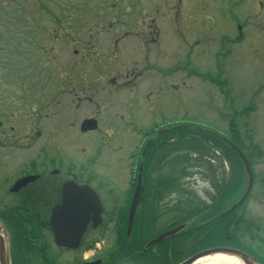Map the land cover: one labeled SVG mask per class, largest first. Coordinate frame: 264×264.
<instances>
[{"label":"rangeland","instance_id":"1","mask_svg":"<svg viewBox=\"0 0 264 264\" xmlns=\"http://www.w3.org/2000/svg\"><path fill=\"white\" fill-rule=\"evenodd\" d=\"M161 1L165 3L164 6L160 5ZM171 1L173 0H159L152 5L149 4V0H126L124 3H114V8L119 7L124 11H121L119 18L112 13L113 8H107V2L112 5V0H0V134L3 132V137L0 136L1 206L11 197L5 191L1 195V188L4 186L7 190V186L13 180L10 176L13 164L19 161L27 163L28 158L37 155L39 147L43 146L46 151V146L40 143L41 135L35 132L37 122L43 116L42 112L50 103L59 100L61 104L69 98L63 100L60 91L44 97L42 89L46 87V82L53 81L58 84L70 82L73 72H69L67 65H82L89 71L91 66L105 62V67L110 53L104 51L103 47L107 44L106 35L111 34L107 31V22L110 19L120 21L116 24V28L121 30L122 23H138L140 13L149 9L158 10L156 19L160 23L161 35L160 38L151 39L152 44L149 43V39L145 42L144 48L139 51L141 54L145 52L142 59L141 55L139 56L138 64L141 68L147 66L148 70H143L144 74L153 71L151 66L153 64L164 70L170 65H175L176 72L167 76L164 81L182 84L175 90L170 89L168 94L154 97L153 105L150 101L147 103L144 98V105L138 114L126 115V119L124 116L127 122L123 125L126 127L124 130L118 131L113 136L109 134L110 137L102 138L103 140L99 137V144L103 145L101 150H93V147L98 146L95 140L89 141L88 136H83L77 144V150L71 149V156H68L69 153L65 149L68 147L64 145L59 151V142L62 139L55 138L54 142L59 144L57 149L54 145L48 149L47 163L51 165L53 161H62L58 151L66 154L65 158L81 155L80 161L82 160L83 164L86 163L85 156L89 155L87 159H92L89 162H93L96 156L90 154H100L102 157L98 160L96 169L101 175L93 176V179L97 177L99 180L95 179V182L100 185L107 182L113 185L115 196L118 197L115 200L120 201L122 190L128 186L126 155L134 141L138 139V131L142 128L152 131L149 126L157 119L154 118L157 116L156 112L177 115L179 120H186L196 126L211 125L210 127L235 139L241 146L244 143L245 147H261L262 155L258 154L254 160L256 164H254L253 197L246 203L245 209L250 208L261 215L264 214V7L263 11L261 6L257 12L259 6L256 0H188L184 11H182L184 4L175 3L174 7L180 9L176 13L175 10L167 7ZM133 6L136 10L132 8L129 13V8ZM152 12L150 16L154 17L155 13ZM76 17L80 19L78 24L82 40L92 41L84 42L91 44V53L85 54V51H80L78 55L74 53V49H80L78 43H74L73 40L75 35L79 34L76 25L71 30L68 29L69 31H60L56 27L55 23L59 18H66L68 21ZM38 23L42 24L39 29L44 28L41 33L37 28H33V25ZM58 35L60 36L57 37ZM157 42L159 45L156 47ZM82 54L86 57H81ZM132 57L130 53L124 52L116 58L114 67L119 65L122 72L121 79L126 66H135L134 58L131 61ZM151 57L152 60H149ZM78 74L83 79L88 77L86 70ZM114 74L115 70L110 72L107 67L106 73L95 75L103 77L102 80L99 79L98 89L95 90L99 100L97 104L101 106L100 118L103 124L109 121L108 107L115 104V111H120L125 102L122 98H125L126 94L128 98L131 96L139 98L140 92L146 91L144 85L148 83L139 82L131 92L127 91V93L128 89L124 86L122 91H118L117 99H107L106 88L109 85L106 79L109 80V76ZM161 78L159 80L162 85ZM76 79L80 80L77 77ZM222 89L225 92H222ZM88 91L92 90L89 88ZM117 103L119 105H116ZM81 113L86 114L87 111L82 110ZM156 121L159 123L158 119ZM231 126L232 130L239 132L235 136L230 132ZM154 136L155 133L149 134L151 139ZM194 136L199 137L197 133H194ZM189 138L190 133L186 131L183 138L178 141V145L180 143L182 146L185 145ZM173 144L175 145L176 142ZM32 148L33 153H27L31 152ZM218 152L219 154L213 150V156H209L210 159L205 158V161L214 164V172L217 176L226 172L227 178L229 169L224 160L225 154L221 149ZM251 153L256 155L253 151ZM215 156L222 160V164ZM3 158L5 159L2 160ZM237 162L231 160L233 168L230 169L232 174H229V177L231 184L239 182L240 185L241 180L244 182L242 179L244 177L242 167ZM190 163L193 167H187L185 172L188 176L183 180L188 186H183V189L190 187L196 190L197 195L208 202L207 197L210 198L211 193L207 175L212 176V173L206 170L205 173H201L202 176L196 174L195 180H191V170L198 172L197 166L200 167V164L196 160ZM94 168L95 165L87 163L86 174L91 170L94 171ZM203 170L204 167L201 166L199 171L203 172ZM155 171L156 167L147 176L152 181L159 177ZM203 175H206L204 179ZM3 177L8 178L5 184ZM237 188L238 186H234V192ZM50 193L54 196L53 190H50ZM47 194L46 191L45 195ZM150 235L151 233L147 234L146 238L148 239ZM106 254V248L102 249L101 255L106 256Z\"/></svg>","mask_w":264,"mask_h":264},{"label":"flooded vegetation","instance_id":"2","mask_svg":"<svg viewBox=\"0 0 264 264\" xmlns=\"http://www.w3.org/2000/svg\"><path fill=\"white\" fill-rule=\"evenodd\" d=\"M133 76V71L129 73ZM126 74V77L129 76ZM82 95H78L76 92V88H72V93L74 98L71 97L72 101H76L78 109L82 106L83 99L88 100L89 97L86 90L83 88L80 89ZM75 122L72 123V125ZM40 132V131H37ZM39 173H43V177H40L33 182H29L23 187H21L17 192H9L10 202L3 204L1 207V214L12 217H22L24 221L31 223L33 219L39 221V226L35 228L32 235H28V230L22 233L20 242H13V249L16 243H19L20 246L16 245V252L18 251L22 254L24 247H26L29 253L33 254L34 257L32 259H23V257H19L14 262L16 264H22L23 260L27 264H125L126 259L115 260L112 262H106L104 260L103 255L95 254V245L97 243L96 237L90 236V230L86 233L85 237L82 236L78 246L74 249H68L66 247H57L52 242V236L48 228V222L44 218H47V209H41L42 202L44 199H41V194L38 192L41 189L47 190L49 194L50 190H53V193H56V183H53V189L49 182L46 179V173L44 171H40ZM42 175V174H41ZM67 177L62 180V182L66 179H71L76 182H82L84 179L77 176L76 173L66 172ZM58 193L60 188L57 189ZM142 202H147L146 195H143ZM114 211V210H113ZM115 212V211H114ZM140 213L141 209H140ZM113 212L106 213L105 210L102 212V225L97 226L99 229L101 226L107 223H111L114 225ZM48 238V239H47ZM128 258V257H125Z\"/></svg>","mask_w":264,"mask_h":264},{"label":"water","instance_id":"3","mask_svg":"<svg viewBox=\"0 0 264 264\" xmlns=\"http://www.w3.org/2000/svg\"><path fill=\"white\" fill-rule=\"evenodd\" d=\"M221 139L226 142L229 146H231L235 152L240 156V158L242 159L243 163H244V166H245V170L249 176V186H250V183H251V173H250V170H249V166H248V162L245 158V156L241 153V151L232 143L230 142L228 139L224 138V137H221ZM248 186V187H249ZM248 187L243 195V197L245 196V194L248 192ZM136 195V193H135ZM243 197L239 200V202L243 199ZM97 198V196H96ZM94 197V202L96 204V199ZM239 202H237L236 204H238ZM134 203V202H133ZM236 204H234L233 206H235ZM99 210V209H98ZM99 212V211H97ZM180 229V227L178 228H175L173 230H170V231H167L163 234H161L158 238H156L155 240L151 241V242H155V241H158L160 240L163 236L165 235H168V234H171L173 233L174 231ZM60 237V234L59 236ZM214 252H228V253H231L235 256H238L240 257V259L245 263V264H254L252 259L249 258L248 256L244 255L243 253H241L240 251L236 250V249H232V248H211V249H207V250H203V251H200L198 253H196L195 255L191 256L190 258L184 260L183 262H181L180 264H189L191 263L193 260H195L197 257H200V256H203L205 254H209V253H214ZM0 264H8V251H7V248L5 246V238L4 236L2 235V233L0 232Z\"/></svg>","mask_w":264,"mask_h":264},{"label":"bare ground","instance_id":"4","mask_svg":"<svg viewBox=\"0 0 264 264\" xmlns=\"http://www.w3.org/2000/svg\"><path fill=\"white\" fill-rule=\"evenodd\" d=\"M237 195L242 193L239 189ZM191 264H244L240 258H237L230 253H214L198 258Z\"/></svg>","mask_w":264,"mask_h":264},{"label":"trees","instance_id":"5","mask_svg":"<svg viewBox=\"0 0 264 264\" xmlns=\"http://www.w3.org/2000/svg\"><path fill=\"white\" fill-rule=\"evenodd\" d=\"M217 144H221L220 141H216ZM226 221L230 224V221H232L231 215H229L228 217L225 218ZM220 222H223L220 219H216L213 223L209 224L208 227L203 228L204 231H197V233H202L204 234V238H203V242L206 245H211V244H216L215 241H220L223 240V231H222V227H220L218 224H220Z\"/></svg>","mask_w":264,"mask_h":264}]
</instances>
